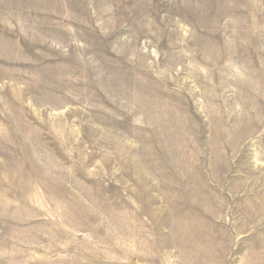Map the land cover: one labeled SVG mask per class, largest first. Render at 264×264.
Segmentation results:
<instances>
[{
	"label": "rangeland",
	"instance_id": "rangeland-1",
	"mask_svg": "<svg viewBox=\"0 0 264 264\" xmlns=\"http://www.w3.org/2000/svg\"><path fill=\"white\" fill-rule=\"evenodd\" d=\"M0 264H264V0H0Z\"/></svg>",
	"mask_w": 264,
	"mask_h": 264
}]
</instances>
